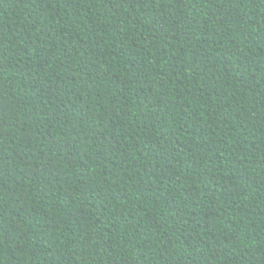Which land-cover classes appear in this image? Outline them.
<instances>
[{
    "label": "trees",
    "instance_id": "1",
    "mask_svg": "<svg viewBox=\"0 0 264 264\" xmlns=\"http://www.w3.org/2000/svg\"><path fill=\"white\" fill-rule=\"evenodd\" d=\"M0 264H264V0H0Z\"/></svg>",
    "mask_w": 264,
    "mask_h": 264
}]
</instances>
